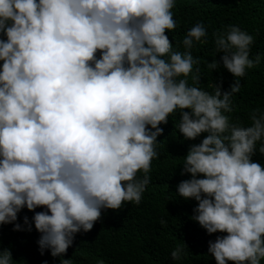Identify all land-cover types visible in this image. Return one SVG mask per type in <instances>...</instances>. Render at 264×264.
Segmentation results:
<instances>
[{"label":"clouds","instance_id":"clouds-1","mask_svg":"<svg viewBox=\"0 0 264 264\" xmlns=\"http://www.w3.org/2000/svg\"><path fill=\"white\" fill-rule=\"evenodd\" d=\"M174 6L0 0V224L29 232L34 224L41 255L48 250L59 264H72L63 254L77 233L93 229L102 209L140 204L160 125L177 111L185 140L208 134L190 145L181 175L191 178L177 185L180 197L198 202L190 219L209 234L227 233L209 241L208 252L217 264L264 259V166L252 159L257 150L264 154V112L253 110L250 126L224 114L241 89L238 78L260 62L259 55L250 59L254 37L236 25L214 34L216 53L236 78L229 91L189 86L186 77L200 63L191 49L207 42V31L195 24L182 41L185 51H174L166 35L176 28ZM25 208L34 215L22 225ZM183 253L177 246L172 260ZM0 264H17L8 248Z\"/></svg>","mask_w":264,"mask_h":264},{"label":"trees","instance_id":"trees-1","mask_svg":"<svg viewBox=\"0 0 264 264\" xmlns=\"http://www.w3.org/2000/svg\"><path fill=\"white\" fill-rule=\"evenodd\" d=\"M171 11L176 28L166 30V35L174 51H185L182 41L192 26L202 22L206 27L207 35L202 39L207 42H194L191 49L193 58H199L200 63L193 65V71L186 79L189 86L212 94L217 85L222 91H229L236 79L223 67L221 57L224 53H216L214 34L226 31L229 25H236L254 37L250 59L255 60L259 55L260 62L247 68L245 76L238 78L241 89L232 96V111L224 113L231 123L250 126L253 110L264 112V0H175ZM213 60L219 61L218 69L208 68V63ZM197 68L200 82L194 83ZM179 119L177 111L168 117L167 124L160 125L164 131L157 137L158 157L151 161L152 179L140 204L125 202L120 209H102L93 229L77 233L63 258L71 259L72 264H97L101 259L104 264H217L208 252L209 241L227 233H207L198 222L190 219L198 202L177 193V185L184 178H191V174L181 175L183 157L190 145L200 143L208 134L185 140L175 127ZM260 144L257 142V149ZM252 159L264 166V154L258 150ZM142 175V172L138 173V176ZM33 215L25 208L18 214V222L23 225L24 217L31 221ZM161 220L166 223L162 224ZM40 235L34 224L30 232L14 231L13 224H0V251L8 248L17 264H43L44 261L59 264L60 257H52L50 251L41 255L37 244ZM177 246H183L184 253L181 260L173 261L171 252Z\"/></svg>","mask_w":264,"mask_h":264}]
</instances>
